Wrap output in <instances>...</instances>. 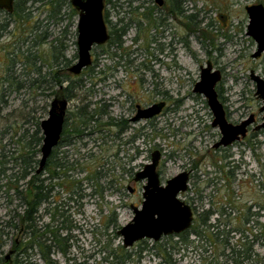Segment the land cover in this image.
Segmentation results:
<instances>
[{
	"label": "rangeland",
	"instance_id": "1",
	"mask_svg": "<svg viewBox=\"0 0 264 264\" xmlns=\"http://www.w3.org/2000/svg\"><path fill=\"white\" fill-rule=\"evenodd\" d=\"M259 3L264 5V0H183L184 15L169 16L167 20L168 30L163 41L167 55L158 54L156 44H152L158 37L157 32L142 23L144 32L136 34L135 28H130L122 38L121 49L108 45L93 47L89 69L76 78H68L77 86L75 96L68 102L69 124L81 107L88 113L106 111V115L96 116V126L93 123L83 135L73 137L70 146L57 150L66 151L65 159L73 165L67 174L74 189L68 191L65 186L57 185L62 180L56 181L54 200L50 199L52 203L48 208L43 205L39 211L42 224L53 223L44 212L47 208L55 216L54 229L70 228L58 231L65 239L61 246L67 250V255L51 253L49 259L53 264H264V231L258 227L252 229L251 225L252 221L264 223V212L258 208L264 206V130H249L243 140L215 150L213 146L219 141L220 132L211 125L212 115L204 97L193 93L200 67L210 61L222 76L215 90L228 122L236 125L249 116L254 118L250 128L262 122V103L254 95L255 85L249 73L254 71L264 77V53L253 58L257 46L247 36L245 13V7ZM138 4L145 2L139 0L130 7ZM27 7L26 12H30L35 21H42L46 16L43 4ZM128 11L127 4L117 9L108 4L107 21L115 24L122 19L126 23L130 18L125 14ZM68 12H62L58 25L52 20L43 22L41 30L48 39L41 50L48 52L51 40L60 38L65 45L64 56L72 64L77 59L78 13L72 17ZM189 14L196 16L194 23L198 24L192 31L186 18ZM18 23L0 12V26H7L5 30L0 29V80L7 73L1 57L4 56L2 46L12 43L8 50H14L22 36L14 27ZM63 28H67V32L60 36ZM13 30L17 32L15 37L10 33ZM22 46L24 50L30 47L28 43ZM159 56L161 62L156 60ZM21 63L15 66L16 76L24 74ZM5 99L7 106L0 115V228L23 209L24 181L11 183L20 175L17 166L13 167L11 154L16 157L24 154L22 146L16 143L24 131V100L28 101V108H35V114L43 119L48 110L39 113L37 106L42 102L32 104L33 99L26 89ZM161 101L165 102L161 114L130 122L123 142L117 144L110 137L116 131L107 126L110 120L119 117L128 122L134 116L136 105L144 109ZM91 132L95 133L85 135ZM133 136L137 137L131 142ZM154 151L161 155L157 172L162 185L182 171L191 172L187 191L178 197L193 210L192 228L196 230L198 216L203 211L223 208L225 213L219 217L218 229L211 230L215 234L221 232L222 236L198 239L189 234L183 242L173 235L157 242L142 240L129 249L122 247V238L117 232L132 220L131 206L140 208L143 201L142 187L146 181L135 182L134 175L150 162ZM40 157L41 153L37 160ZM227 170L234 171L229 181L224 177ZM17 186L22 192L19 196L14 190ZM60 204L63 207L55 210ZM250 213H258V216L250 217ZM247 216L251 221L245 224ZM216 220L213 215L208 223L214 224ZM12 223L16 224L17 220ZM5 233L1 258L13 251L14 241H27L25 235L15 230L5 229ZM254 236L258 240L252 243ZM28 254L27 259L12 255L13 264H46L36 252L28 251Z\"/></svg>",
	"mask_w": 264,
	"mask_h": 264
},
{
	"label": "trees",
	"instance_id": "2",
	"mask_svg": "<svg viewBox=\"0 0 264 264\" xmlns=\"http://www.w3.org/2000/svg\"><path fill=\"white\" fill-rule=\"evenodd\" d=\"M120 1H123L120 3ZM139 0H104V21L108 24L109 29V47L115 46L117 48H122L123 41L122 38L128 33L130 28H136V25L139 26V32L143 33L144 29L142 23H146L148 27H152L153 20V4L154 0H142L145 4H139L137 7H130L132 3ZM166 3V8L168 10L169 16L177 18L184 15V12L181 9V3L183 0H164ZM30 4L31 7L34 5H44L46 11V16L42 21H35L31 17L27 5ZM111 4L112 9L120 8V5L127 4L129 6V11L125 14H129V20L124 23L122 19H118L115 24H112L107 21L108 13H105L106 6ZM27 7V8H26ZM14 14L10 17L18 20L17 29L20 31L21 39L15 45L16 47L12 52L8 50L12 46H2V52L4 54L3 62L5 63L6 71L4 78L0 80L1 89H0V115L4 114V107L7 106V100L5 99L12 93L18 94L20 90L26 89L27 92L31 95L33 101L32 104H37L42 102L41 106L38 107L39 113H45L48 109L49 101L55 97L59 96L66 101H71L75 96L74 91L77 89V86H73V83L68 79V76L61 72L63 69H66L70 66V60L66 59L64 56L65 45L63 40L60 38H54L51 40L50 48L48 52L41 50L43 44L48 39L46 32L41 30L43 22L48 23L49 21H54L56 25L61 19L62 12L69 11L70 16H75L76 11L72 8L70 0H16ZM139 9H142L141 13ZM196 16L189 14L186 16L188 20L189 31L197 29L198 24L195 21ZM156 19L158 17H155ZM70 24L66 27L68 28ZM6 25L0 26V29L5 30ZM19 27V28H18ZM67 28H63L60 36H63L67 32ZM143 29V31H142ZM25 37V38H24ZM139 38V36H138ZM28 43L30 47L23 49L24 46L21 45ZM19 45V46H18ZM35 48V49H33ZM23 57V59L20 58ZM22 62V72L23 75H15V66L18 62ZM63 67V68H62ZM45 69V72L43 70ZM61 90H55L54 88L62 86ZM8 92V93H6ZM26 100H24V131L18 136L17 142L22 146L24 154L13 156L11 154V159L13 161V167L17 166L20 171L19 177H15V183L19 181H24L23 193L18 191V186L14 188L16 194L22 193V204L23 209L20 214L15 213V216L11 217L12 221L17 220V223L7 222L4 227L0 228V250L5 244L4 237L7 236L5 229H12L25 235L27 241L18 242V244L13 243L12 249L15 250L13 253L16 257H21V259H27L29 257L28 251L36 252V254L46 262V264H53L49 255L53 252H58L63 255H67V250L64 249L61 244L62 240H65L58 233L60 229H70V228H59L54 229L53 223L55 221V216L51 214V210L47 209L50 199L53 201L52 193L55 189L56 181H63L58 183V186H65L68 191H73L74 184L68 181L69 175L68 172L73 168L72 164H69L66 158V151L61 152L63 154L61 157L58 155V149H53L50 156L45 162L43 169L37 173L39 168V160H37V155L40 153V148L42 145V132L40 130V123L43 120L40 115L35 114V108H28ZM28 109L26 112L25 110ZM48 111V110H47ZM101 111V109H100ZM11 114V113H9ZM104 114V111L97 112L92 110L88 113L84 107L79 108L76 111V114L72 117V123L70 126L68 123L65 125L64 134L68 132V135L72 137H79L89 130L88 128L95 123L97 124L96 116ZM10 126L9 128H11ZM100 131V129H98ZM260 132V131H258ZM87 133L85 135H88ZM62 137V147H68L74 140L73 138ZM3 158H5L3 156ZM2 164V162L0 163ZM226 166V165H225ZM237 168V167H235ZM234 168V169H235ZM224 167L222 168L223 171ZM233 170H227L224 172V177L229 181L230 177L233 175ZM46 175L44 178H41V175ZM15 176V175H14ZM12 175L10 176V178ZM68 181V182H67ZM64 182H67V185H64ZM228 186V184H227ZM228 188V187H227ZM12 189V188H11ZM78 193V192H76ZM71 198H69L70 200ZM43 205H47V208L44 212L50 217V220L53 223H41V215L39 214L40 208ZM59 207H63V204L56 206L54 209L57 210ZM259 210L264 212V206H258ZM218 213V214H217ZM224 209L221 208V211H213L211 209L205 210L202 214H199L197 219V228L196 230L191 228L180 234L176 235L182 239V241H187V236L193 234L196 238L201 239L203 237L211 238L222 236L221 232L215 234L214 229H218L219 226V217L224 215ZM60 216L62 214H59ZM216 215L217 220L214 224H210L209 219L211 216ZM250 217L258 216V213H250ZM251 221L248 216L245 217L244 223L248 224ZM252 229L258 227L260 231H264V223L258 224L255 221L251 222ZM202 228L199 230V228ZM198 229V230H197ZM260 236L263 237V234ZM257 236H254L252 243L257 242ZM247 243L243 244L245 247ZM122 250V249H121ZM125 252V251H123ZM235 252V251H232ZM241 252V251H237ZM246 252V251H245ZM1 254V252H0ZM12 257V255H11ZM4 258V257H3ZM3 258L0 257V262L2 263ZM20 262V261H19ZM18 262V263H19ZM0 263V264H1Z\"/></svg>",
	"mask_w": 264,
	"mask_h": 264
},
{
	"label": "water",
	"instance_id": "3",
	"mask_svg": "<svg viewBox=\"0 0 264 264\" xmlns=\"http://www.w3.org/2000/svg\"><path fill=\"white\" fill-rule=\"evenodd\" d=\"M14 1L0 0V10L12 13ZM157 2L162 4V0H157ZM70 4L78 13L76 23L77 61L69 67L68 72L77 76L83 69L91 65L92 48L104 45L108 41L109 35L103 19L104 0H70ZM245 13L248 18L247 36L257 46L253 58H258L264 53V5L259 3L247 6ZM221 78L220 71L214 70L211 62L207 61L205 66L200 67L199 81L193 87V93L204 97L212 115L211 125L213 128H218L220 132V139L214 144V148H228L243 140L248 129L254 124L253 116H249L236 125L228 122L226 112L215 90ZM249 79L255 85V97L262 103L260 111L264 112V77L250 71ZM163 106V103H158L140 109L133 120L151 119L161 112ZM66 108V100L54 97L49 104L47 117L40 123L43 139L37 173L43 169L46 160L59 141ZM262 130H264V115L262 122L252 128L254 132ZM160 159V153L154 151L150 156V162L134 175L135 182L145 180L146 183L142 187L141 207L131 206L132 220L117 232V235L122 238L124 249H129L136 242L142 240L157 242L162 237L180 235L189 230L192 225L193 211L178 197L188 188L189 172L182 171L162 185L157 172ZM13 253V251H9L1 264H10Z\"/></svg>",
	"mask_w": 264,
	"mask_h": 264
},
{
	"label": "flooded vegetation",
	"instance_id": "4",
	"mask_svg": "<svg viewBox=\"0 0 264 264\" xmlns=\"http://www.w3.org/2000/svg\"><path fill=\"white\" fill-rule=\"evenodd\" d=\"M15 3H16V0L14 1V4H13V11H12V13H7L6 11H3V10H0V12L5 13V14L7 15V17L12 16V15L14 14V10H15V9H14V8H15ZM137 6H139V4H138ZM137 6H135V7H137ZM152 6H153V7H152ZM151 7L153 8V16H154V17H153L154 23H153L151 29H153L154 31H156V32H157V36H158L157 38H154L152 44H156V49H157V51H158V54H160V56H165V55H167V53L164 51V48L166 47V44H163V41H164V39H165V37H166L167 30H168L167 20H168V18H169V13H168V10H167V8H166V3H165L164 0H162V4H158L157 0H154V2H153V4L151 5ZM141 12H142V9H139V12H138V13H141ZM155 17H158V18L156 19ZM103 19H104V10H103ZM104 23H105V25H106L107 33H108V35H109V29H108V26H107V24H106L105 21H104ZM145 25H146V23H145ZM14 27H15V29H17V25L14 26ZM18 28H19V27H18ZM142 31H143V29H142ZM15 32H16L15 30H13V31L10 32L12 37H15V36L17 35V34H16L17 32H16V33H15ZM135 33H136V34H139V26H137V25H136V28H135ZM136 34H135V35H136ZM18 35H19V33H18ZM157 40H159L158 43H157ZM108 41H109V39H108ZM108 41H107L104 45H108V46H109ZM102 46H103V45H102ZM95 47H97V46H95ZM98 47H100V46H98ZM160 56H159V58H156V60L159 61V62H161V60H160V59H161ZM91 60H92V58H91ZM76 61H77V59H76ZM76 61H75L74 63L70 64L69 67H71L73 64H75ZM91 65H92V63H91ZM91 65H90V66H91ZM90 66H89V67H90ZM69 67L66 68V69H63V71L61 70V72L64 73V74H66V75L68 76V78H76V77L80 76V75L82 74L83 71L89 69V67H87V68L83 69L82 72H81L79 75L74 76V75H72L70 72H68ZM90 70H91V69H90ZM61 87H63V86H58L56 90H58V91L61 90V89H62ZM55 97H56V96H55ZM57 97L60 98V99H63V98L59 97L58 95H57ZM52 100H53V99H52ZM64 100H65V99H64ZM66 102H67V108H66V111H65L64 122H63V126H62V132H61V134H60V138H59V141H58L57 145L54 147V149L57 148L58 151H59L61 148H63L62 145H61V143H62V137H63V136H64L65 138H66V137H69V138L72 137V135H68V134H69L68 132H66V133L64 134V128H65V125H67L68 121L71 120V117H69V115H68V101H66ZM159 103H163V104H164V106H163V108H162V110H161V112H162L163 109H164V107H165V102L161 101V102H159ZM155 104H158V103H152L150 106L155 105ZM150 106H148V107H150ZM148 107H146V108H148ZM48 108H49V107H48ZM140 109H141V107H140L139 105H136V106H135V111L133 112L134 116L131 117V118H129L128 122H125V121L122 120L121 118L117 117V118L114 119V120H110V122L108 123L107 126L110 125L111 127L115 128V130H116L114 134H110V137H112L113 140H115L117 144H120L121 142L124 141L125 130H126L127 128L130 129V128L128 127L129 123H130V122H131V123H137V122L140 121V120H138V121H134V120H133V118H135V116L138 115V112H139ZM144 109H145V108H144ZM161 112H160L158 115H160ZM104 115H106V111L104 112ZM158 115H156V116H158ZM156 116H154L153 118H155ZM68 124H69V123H68ZM69 125H71V123H70ZM249 130L252 131V128H249V129H248V132H249ZM97 132H100V131H97ZM94 133H95V132H91L90 134H88V136H91V135H93ZM247 134H248V133H247ZM136 137H137V136H133V137L131 138V142H134L135 139H136ZM72 138H73V137H72ZM76 138H77V136H76ZM105 138H106V137H105ZM73 139H74V138H73ZM213 148H214V147H213ZM214 149H215V150H220V149H225V148H221V147H219V148H214ZM60 153H61V152H58V155H59ZM187 172H189V178H190V173H191V172H190V171H187ZM187 189H188V188H187ZM186 191H187V190H186ZM191 209H192V208H191ZM192 211H193V210H192ZM193 221H194V213H193ZM193 221H192V224H193ZM191 226H192V225H191ZM190 228H191V227H190ZM187 231H188V230H187ZM185 232H186V231H185ZM18 234L21 235V233H18ZM18 242H19L18 240L15 241L16 244H18ZM13 252H15V250H13ZM10 262H11L10 264H13V259H12V257H11V261H10Z\"/></svg>",
	"mask_w": 264,
	"mask_h": 264
}]
</instances>
